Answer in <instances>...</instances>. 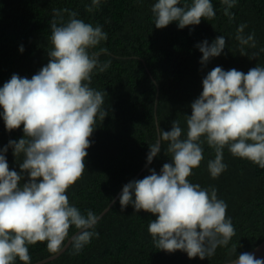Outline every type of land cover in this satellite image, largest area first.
<instances>
[{"label": "clouds", "instance_id": "1", "mask_svg": "<svg viewBox=\"0 0 264 264\" xmlns=\"http://www.w3.org/2000/svg\"><path fill=\"white\" fill-rule=\"evenodd\" d=\"M103 0H91L87 11L99 8ZM224 14L233 19L238 0H221ZM68 12L69 19L59 21L54 10L48 63L28 78L13 74L0 87V118L11 131L23 125V137L9 140L0 148V264H31L28 246L47 242L49 253H59L70 240L76 253L99 236L95 231L101 216L91 210L82 213L70 204L66 190L85 170V157L97 119L103 121L104 92L90 87L95 72L106 71L111 61L101 63L106 48L96 49L107 40L102 26H93ZM154 26L164 28L172 22L183 29L199 25L201 18L211 20L215 11L211 0H156L151 8ZM245 24L237 28L240 54L243 46L255 48V34L244 35ZM196 47L202 53L200 63L206 65L221 55L225 37L217 36ZM19 51L23 52L21 45ZM264 51V49H261ZM251 57H256L253 54ZM202 92L191 103L186 115L187 132L178 120L170 131L160 130L159 138L149 146L147 163L161 152L171 162L164 163L159 173L149 169L143 179L126 183L119 196L123 211L131 205L135 212L144 210L155 215L148 232L158 250H181L191 258L210 259L218 247H225L235 235L227 203L217 196L215 187L202 188L188 177L204 159L206 142L215 151L207 163L210 176L218 178L227 169L223 162L225 147L235 157L245 158L264 169V66H255L247 73L235 68L217 66L202 80ZM12 148L14 156L23 155L20 172L9 170L5 153ZM25 174L27 182L24 180ZM114 204L115 201H112ZM78 231L69 237V228ZM236 246L231 252L236 253ZM228 264H264V259L241 253Z\"/></svg>", "mask_w": 264, "mask_h": 264}, {"label": "trees", "instance_id": "2", "mask_svg": "<svg viewBox=\"0 0 264 264\" xmlns=\"http://www.w3.org/2000/svg\"><path fill=\"white\" fill-rule=\"evenodd\" d=\"M155 2L103 0L99 8L89 12L91 0H0V87L13 74L31 79L48 63L54 10L61 14L55 17L57 21L69 19L63 11L67 9L86 23L102 26L107 33V40L92 51L106 48L107 53L99 59L111 64L106 71L95 72L90 84L105 91L107 115L103 121L97 119L89 138L82 176L66 190L70 204L82 213L91 210L99 215L132 178L143 179L150 174L149 169L159 173L164 163L171 162L167 142H162L161 152L147 163L149 146L159 138L157 126L170 131L172 122L178 120L187 132L186 115H191V103L202 92V80L209 71L220 66L225 71L235 68L247 73L257 65L264 66V0H238L229 10L234 13L231 20L224 14L226 5L211 0L215 17L201 18L199 25L183 29L176 22L156 28L151 11ZM241 24L246 25L245 36L255 34L256 47L243 46L245 55L240 54L241 45L235 38ZM219 35L225 37L226 47L220 56L202 65V53L196 45L203 40L211 44ZM21 45L23 52L19 51ZM253 54L256 57H251ZM23 135V125L8 131L0 118V148ZM202 147L204 159L187 179L202 188L215 187L218 198L228 205L226 215L235 229L229 244L218 247L210 259H190L181 250H158L148 232L155 215L135 212L131 205L122 211L118 197L96 225L98 238L93 237L79 253L70 243L57 258L43 264H225L257 247L264 240V169L233 156L225 147L227 169L213 179L207 163L215 158V151L206 142ZM5 155L9 170L19 173L23 155L14 156L12 148ZM27 179L25 174L21 183ZM76 231L70 226L69 237ZM46 243L28 246L31 264L53 255ZM233 246L236 253L231 252ZM15 264L23 262L17 258Z\"/></svg>", "mask_w": 264, "mask_h": 264}, {"label": "water", "instance_id": "3", "mask_svg": "<svg viewBox=\"0 0 264 264\" xmlns=\"http://www.w3.org/2000/svg\"><path fill=\"white\" fill-rule=\"evenodd\" d=\"M149 164V163H148ZM147 163H146V165L143 167V169H145L146 167H147V165H148ZM136 178H137V176L136 177H134V178H132L130 181H132V180H136ZM129 181V182H130ZM121 191L122 190H120L119 192H118V194L113 198V200L112 201H116L117 200V198L119 197V195H120V193H121ZM112 201L102 210V212L99 214V216H102L103 214H105L109 209H110V207L113 205V203H112ZM77 233V231L73 234V235H71V236H74L75 234ZM70 236V237H71ZM70 243H71V241L70 240H67L66 242H65V244H64V247H63V249L59 252V253H56V254H53V255H51V256H49V257H47V258H45V259H43V260H40V261H38V262H35V263H33V264H43V263H46V262H48V261H51V260H53V259H55V258H57L69 245H70ZM248 253H251V254H253L254 255V258H258V259H264V240H263V242L262 243H260L257 247H255V248H253L252 250H250V251H248ZM225 264H228V263H225Z\"/></svg>", "mask_w": 264, "mask_h": 264}]
</instances>
